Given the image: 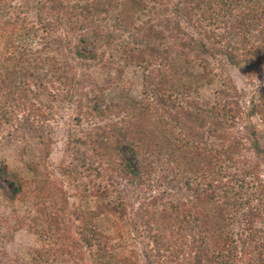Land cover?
Here are the masks:
<instances>
[{"label": "rangeland", "instance_id": "1", "mask_svg": "<svg viewBox=\"0 0 264 264\" xmlns=\"http://www.w3.org/2000/svg\"><path fill=\"white\" fill-rule=\"evenodd\" d=\"M92 1L55 0L51 6L60 8L62 5L69 10L68 16L61 8L56 10L59 24L62 23L61 31L54 32L48 41L36 39L29 43L30 50L26 53L36 55L38 61L32 69V83L36 85L38 78L45 74L52 82L48 86L50 90L46 89L44 95L40 89L43 95L38 97V103L48 108L50 116L38 121L29 119V114L22 112L18 124L8 126L0 133V167L6 165L23 185V191L18 193L16 185L7 183L0 176V264H99V247L91 248L80 240L78 227L84 225L82 217L85 215L87 218L90 215L89 227L96 225L103 232L108 253L124 260L123 264H185L186 261L177 263L171 254L178 251V257L191 258L197 253L199 245L195 246V237L199 233L188 227H197L198 224L205 231L210 251L214 252V247L222 245L217 241L224 236L223 233L235 232L237 235L239 230H245L243 222L242 226L233 223L229 226L230 222L225 219V191L242 190L236 180H247L249 187L243 189L246 196L254 188L264 185V157H260L256 145L259 141V146L264 149V118L260 111L251 113L254 105H258V110L264 106V53L256 50V47L264 46L263 24L260 21L257 26L255 18L245 16L243 22L248 28L239 29L240 17L247 15L243 14V7H238L223 22L215 23L212 18V22L204 23L196 19L193 23L196 27H190V23L174 13H164L159 22L154 20L152 23L165 28L167 17L171 19L170 31L163 32L169 39L170 55L165 53L162 60L153 62L148 67V77H152L156 84L170 80L164 89L174 83L183 86L186 95L180 97L169 91L161 94L155 86L156 92H153L145 77L134 70L126 69L123 76L112 71L124 67L118 63V55H112L111 51L104 56V62L108 63L106 67L76 57L78 46L83 52H96L93 46L80 43L81 40L91 42L96 25L102 23L85 21L80 16L70 17L78 4ZM163 1L159 5L161 10H174L173 4L179 0H172L173 3ZM217 1L212 3L210 12L221 10L224 0ZM20 3L18 0L14 6ZM29 7H20L22 16L32 24H38L40 14ZM14 16L15 13L0 23ZM41 18L48 20L49 17L44 15ZM251 24L256 25L250 28ZM253 36L248 44L247 39ZM153 42L162 48L160 41ZM201 44L209 50L214 47L219 53L206 54V48L203 50ZM221 51L229 53L232 59L220 54ZM97 52L101 54L102 51ZM8 53L6 42L0 39V65ZM171 61L188 70L173 75L174 72L165 68ZM96 87L106 96L102 108L113 96L124 92L137 96L138 101L142 98L146 100L144 103L154 105L151 127L163 120L177 126L174 130L178 132L179 129L194 128L198 134V147L220 150L219 161L205 157L206 153L195 147L194 164L184 166L186 178L172 185L170 178H174L173 171L177 172L175 165L168 166L164 173L169 180L161 179L165 180L163 183L153 180L143 188L138 187L136 181L128 183L117 175H108L115 185L114 198L121 201L126 213L124 217L104 213L91 220L98 203L93 186L100 182L97 174L101 164L94 162L92 152L87 150L84 144L86 134L95 124L103 126L128 118L120 111V117L111 120L94 122L86 116L87 109H81L80 105L96 103L94 98L98 91L93 92ZM70 93L74 94L73 99ZM113 110L117 112L116 108ZM180 124L183 126L179 127ZM231 146L232 149L227 151ZM205 168L211 174L207 173L210 175L204 181L202 175L205 172L201 169ZM153 197L156 200L164 197L163 203L180 204V208L156 206V215L148 216V222L154 223L151 229L147 226L144 208L152 206ZM259 210L253 228L263 231L264 205ZM159 233L174 235L170 239L173 247L158 245L155 236ZM202 244H206L204 239ZM237 244L241 246V243ZM238 260L241 264H254L250 254L245 252Z\"/></svg>", "mask_w": 264, "mask_h": 264}, {"label": "trees", "instance_id": "2", "mask_svg": "<svg viewBox=\"0 0 264 264\" xmlns=\"http://www.w3.org/2000/svg\"><path fill=\"white\" fill-rule=\"evenodd\" d=\"M17 1L0 0V21L15 13L13 19L0 23V39L6 42L9 52L5 57L3 56L2 65H0V133L8 129V126L12 127L18 124L22 112L24 114L27 112L29 119L34 118V120L37 119L38 121L47 120L50 116L48 108L38 103V97L43 95L40 89L45 95L46 89L50 90L48 86L52 82H49L48 75L45 74L38 78L36 85L32 83L33 81L31 80L34 75L32 74V69L38 61H36V55H30L26 52L30 50V48L28 49L30 42L34 43L36 39L44 42L48 41L54 32L61 31L62 23L61 25L59 24L56 10L61 8L62 13L66 16L69 13L68 8H64L62 5H60V8L51 6L55 3V0H19L21 2L20 5L14 6ZM169 1L172 2V0ZM216 1L179 0L176 4H173V6L175 5L174 10H161L159 5L164 2L163 0H93L92 2L78 4L74 8L75 10L71 12V18L80 16L85 21H91L92 23L101 22L102 24L96 25L97 30L95 29L92 33L91 42H83L81 40L80 43V45L93 46L96 52H83L78 46L75 50L76 57L85 61L97 62L99 65L106 67L108 63L104 62V56L106 52L111 51L113 52L112 55H118V63H122L124 67L123 70L115 68L112 71L118 72L123 76L126 69L129 71L134 70L145 77V82L153 92L158 90L161 94H164V91H169L172 93L171 95L183 97L186 95L183 92L184 87L177 85L178 83H172L173 85L170 88L164 89L165 85L170 84V80H166L165 84H160L161 81L156 84L153 82L152 77L150 79L148 77L150 74L148 67L153 62L162 60L164 58L163 55L169 52V39L163 32L170 31L169 22L171 23V19L167 17L165 28H163V25H158V23H152L154 20L157 22L164 16V13H174L182 21L190 23V27H196L193 26L196 19H200L204 23L212 22L210 20L212 18L215 19V23L216 21L223 22L238 7H243L245 10L243 14L247 15L240 17L241 21H238L240 24L238 28H248L246 26L247 23H244L243 20H245V16H251L255 18L257 26L261 21L264 29V0H241L240 2H237V0H224V2L222 1L224 4L221 6V10H216L212 13L210 9L213 8L212 3ZM22 4L25 7H22ZM27 5L30 6L28 9L40 14L38 24H32L27 18L22 16L23 13L20 12V7L25 9ZM222 12L224 14H221ZM44 15L49 17L48 20L41 18ZM146 18L147 20H145ZM62 21L63 19L61 18ZM256 24H251L250 28L255 27ZM229 29L233 30V28ZM253 38L254 36L247 39L248 44H251ZM116 39H118V42H115ZM154 40L160 41L162 48L154 44ZM113 42H115L114 45H112ZM201 47L204 50L206 45L201 44ZM258 49L264 53V46L256 47V50ZM97 51L102 52L98 54ZM216 52L219 53V50L214 47L210 48V50L208 48L205 49L206 54H216ZM220 54L232 59L229 53L221 51ZM149 57L152 60H149ZM179 65L175 61L173 63L171 61L165 65V68L174 72L173 75L179 74L178 71L188 70L185 66ZM168 77H172V75ZM97 91L98 93L95 94L96 97L94 98L95 104L91 105L92 102H90L87 106L80 105L81 109L83 107L87 109V112H85L86 116L92 118L94 122L111 120L113 117H120V114H118V111H120L125 112L128 118H124L121 122L111 121L103 126L95 124L86 134L84 144L87 150L92 152V156L95 159L94 162L101 164V166H98L97 174L100 182H96L93 186L94 196L98 203L91 220L99 218L104 213H109L114 217H124L126 213V208L121 201L114 198L115 185L113 184V178L108 175H117L118 178L128 183L136 181L138 187L143 188L147 182H152L153 180L154 182L161 179L169 180V177L165 176L164 173L167 172L168 166L175 165L174 169L177 172L173 171L174 178H170V185H172L177 180L186 178L184 176L186 174L184 166L189 167L194 164L192 158H194L193 149L195 147L206 153L205 157H210L212 158L211 160L216 158L219 161V156L222 154L220 150L198 147V134L194 128L187 127L185 130L178 128V132L174 130L177 126H171L170 122L163 120L158 122L159 126L151 127L152 119L150 118L155 115L153 113L155 108L153 104L144 103L143 101L146 100H142V98L140 99L141 101H138L136 100L138 99L137 96L134 97L131 94L119 92L111 98L108 105L102 108L101 103H105L106 96L103 94L104 91L102 89L98 87L93 89L94 93ZM70 95L73 99L74 94L70 93ZM145 98L147 99V97ZM117 104H119L118 107ZM115 108L117 112L113 110ZM257 108L258 105H254L251 113L255 114L260 111L264 118V106L262 105L259 110ZM188 119L190 118L188 117ZM177 120H179V117ZM181 126L183 125L180 124L179 127ZM256 145L258 146L260 157H264V149L259 146V141H256ZM232 147H228L226 150L229 151ZM100 169L104 170L100 171ZM201 170L205 172L202 175L205 177V181L211 173L206 168ZM104 172H106L107 176L104 175ZM0 176L6 179L7 183L16 185L18 193L23 191V185L15 174L9 172L6 165L0 167ZM165 180H161L160 183ZM236 181L239 182L238 185L241 186L239 188L242 190L238 189V191L230 193L228 190L225 191L224 187L222 188L226 193L224 196V216L230 222L229 226L231 223L242 226L243 222L245 230L243 232L239 230L237 235L235 232L232 234L223 233L224 236L217 241L222 245L218 248L214 247V252H212L210 251L211 246L205 231L198 227L199 224L197 227H188L192 232L199 233L195 237V246L199 245V248L197 253L191 258H184V256L180 258L177 256L178 251L173 252L171 255L175 257L174 260L177 263L186 261L185 264H241L238 259H241V255L245 252V254H250L254 264H264V230H255L253 228L256 219L259 217V207L264 205V185L261 184L260 187L254 188V191L250 194L247 193L248 195L246 196L243 189L249 187L247 180ZM186 185H188V181H186ZM153 200L151 202L152 206L144 208L146 223L151 229H153L154 223L152 222L153 224L151 225L148 222V216L152 218V215H156V206L180 208V204L163 203L164 197H157V200L153 197ZM89 216L88 218L86 215L83 216L84 225L82 228L81 226L78 227V233L81 235L80 240L87 243L91 248L95 245L99 247V264H123L124 260L116 259V256L108 253L104 242V234L100 228L93 224L90 227L88 226ZM184 222L185 224L187 223L185 219ZM155 237L158 245L167 248V246H172L170 239L175 236L159 233ZM203 239L206 243L205 245L202 244ZM237 243H241V246Z\"/></svg>", "mask_w": 264, "mask_h": 264}]
</instances>
